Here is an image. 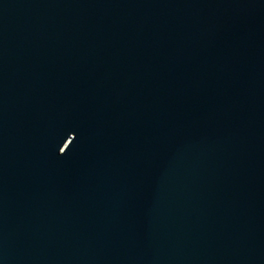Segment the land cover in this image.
<instances>
[{
    "label": "water",
    "instance_id": "water-1",
    "mask_svg": "<svg viewBox=\"0 0 264 264\" xmlns=\"http://www.w3.org/2000/svg\"><path fill=\"white\" fill-rule=\"evenodd\" d=\"M0 264H264V0H0Z\"/></svg>",
    "mask_w": 264,
    "mask_h": 264
}]
</instances>
